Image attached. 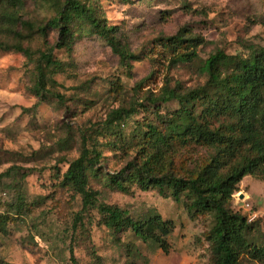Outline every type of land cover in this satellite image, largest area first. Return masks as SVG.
<instances>
[{
    "label": "rangeland",
    "instance_id": "obj_1",
    "mask_svg": "<svg viewBox=\"0 0 264 264\" xmlns=\"http://www.w3.org/2000/svg\"><path fill=\"white\" fill-rule=\"evenodd\" d=\"M85 2L118 26L123 42L142 59L127 69L105 41L79 24L72 49H54L64 64L60 73L48 71L56 84L38 95L35 66L21 53L0 51V264H214L208 239L213 214L190 213L186 195L176 202L169 192L162 196L156 189L133 187L123 193L109 177L136 155L141 142L137 128L180 108L176 101L152 105L147 96L162 94L165 86L185 91L204 85L203 62L218 50L248 57L264 49V0ZM7 9L36 25L54 15L41 0H27L18 11ZM182 29L205 41L190 63L171 62L159 43ZM47 39L54 46L57 32ZM44 41L36 35L25 45L38 56ZM134 101L137 111L124 127L100 136L108 114ZM202 109L198 103L196 111ZM83 131L102 153L97 173L89 177L96 203L88 208L79 193L62 184L69 164L80 155ZM179 156L180 170L183 164L193 168L201 163L207 152L186 148ZM101 204L118 207L134 220L159 214L171 221L169 251L143 242L131 230L113 232L104 224ZM231 209L251 223L250 239L264 244V181L245 176Z\"/></svg>",
    "mask_w": 264,
    "mask_h": 264
},
{
    "label": "trees",
    "instance_id": "obj_2",
    "mask_svg": "<svg viewBox=\"0 0 264 264\" xmlns=\"http://www.w3.org/2000/svg\"><path fill=\"white\" fill-rule=\"evenodd\" d=\"M26 1L0 0V51L21 53L35 66L36 94L43 95L49 85L56 84L48 71L60 73L64 64L54 57V49L70 51L79 24L84 23L88 34L105 41L127 69L142 59L123 42L118 26L109 25L85 0H41L54 11L44 25H36L7 9L21 10ZM51 31L58 34L54 46L47 39ZM36 35L45 40V49L38 56L25 45ZM159 43L171 55V62L190 63L198 58V48L205 41L182 29L175 36L161 38ZM202 72L207 78L202 86L185 91L165 86L162 94L146 97L152 105L176 101L180 108L169 116L160 115L156 122H146L143 129L137 128L141 142L136 155L111 175L109 182L123 193L138 187L143 191L156 189L162 196L169 192L176 202L188 196L190 213H210L215 217L208 234L214 264H264V244L250 239L251 223L231 209L233 196L245 176L264 181V49L248 57L218 50L203 62ZM56 96L63 101L62 96ZM136 102L129 108L112 110L99 135L112 133L115 126L124 127L137 111ZM198 103L203 108L201 112L196 111ZM81 138L80 155L69 164L62 184L79 193L84 208H88L96 203V194L88 187L89 177L97 173L102 153L95 143L90 144L86 132ZM186 148L205 149L207 157L193 168L183 164L179 170L176 160ZM99 211L105 226L113 232L131 230L143 242L169 251L167 238L174 225L159 214L134 220L118 207L101 204Z\"/></svg>",
    "mask_w": 264,
    "mask_h": 264
}]
</instances>
